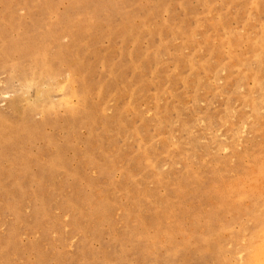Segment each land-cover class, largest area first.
Listing matches in <instances>:
<instances>
[{"label": "rangeland", "instance_id": "1", "mask_svg": "<svg viewBox=\"0 0 264 264\" xmlns=\"http://www.w3.org/2000/svg\"><path fill=\"white\" fill-rule=\"evenodd\" d=\"M263 235L264 0H0V264H255Z\"/></svg>", "mask_w": 264, "mask_h": 264}, {"label": "bare ground", "instance_id": "2", "mask_svg": "<svg viewBox=\"0 0 264 264\" xmlns=\"http://www.w3.org/2000/svg\"><path fill=\"white\" fill-rule=\"evenodd\" d=\"M48 61L46 60V61H44L43 62V66H42V71H41V74L44 72V73H48V66H49V64L47 63ZM51 71V70H50ZM25 80H27V81H29V83H27L28 84V86H31L30 84H36L37 86L38 85H40V83H41V79H40V76H37V75H33L31 78H26ZM47 96H48V92L47 91H44V92H42V96L41 97H39L37 100H36V102L31 106V108L30 109H32L33 107H35V108H38V107H40L41 105V103L42 102H45L46 101V99H47ZM35 108H33V109H35ZM262 160V159H261ZM259 185V184H258ZM255 186V185H254ZM260 187V186H259ZM261 236V235H260ZM264 236V235H263ZM263 246V248L261 249V247ZM261 247H260V250H256L259 254H256V256H257V258H255V260H256V263L255 264H264V245H262ZM258 249V248H257ZM256 252V253H257ZM253 257H255V256H253Z\"/></svg>", "mask_w": 264, "mask_h": 264}]
</instances>
